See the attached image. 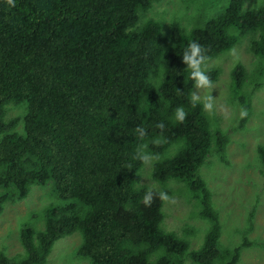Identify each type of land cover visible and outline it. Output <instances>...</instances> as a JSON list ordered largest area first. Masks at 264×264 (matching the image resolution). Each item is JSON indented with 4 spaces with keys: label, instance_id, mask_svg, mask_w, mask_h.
<instances>
[{
    "label": "trees",
    "instance_id": "16d2710c",
    "mask_svg": "<svg viewBox=\"0 0 264 264\" xmlns=\"http://www.w3.org/2000/svg\"><path fill=\"white\" fill-rule=\"evenodd\" d=\"M155 1L0 0V214L34 183L52 182L57 198L77 201L49 207L44 229L21 231L24 258L1 251L0 264H44L56 241L77 230V254L91 264H185L187 257L237 264L251 244L220 245V217L198 171L213 150L226 160L228 137L213 131L192 92L220 73L199 67L245 32L257 33L250 50L264 56V5L246 11V0H229L204 25L186 32L175 22L165 37L160 21L139 24ZM232 78L243 84V65ZM11 102L27 106L22 132L19 117L6 119ZM181 140L176 154L154 163L152 177L184 182L210 221L192 251L162 227L164 194L138 185L147 155ZM258 152L264 165V146Z\"/></svg>",
    "mask_w": 264,
    "mask_h": 264
},
{
    "label": "rangeland",
    "instance_id": "374dc122",
    "mask_svg": "<svg viewBox=\"0 0 264 264\" xmlns=\"http://www.w3.org/2000/svg\"><path fill=\"white\" fill-rule=\"evenodd\" d=\"M229 0H158L149 10L140 13L139 24L154 18L162 23V33L170 36L173 23L184 31L204 25L210 18L220 15ZM264 0H246L244 10L256 11ZM239 33L240 28H231ZM257 33L245 32L238 43L222 54L209 59L200 70L218 68V78L211 84L199 79L192 95L201 101L212 123L213 131L222 130L228 137L225 147L226 160L213 150L199 168L212 192V204L222 225L220 245L235 248L244 239L250 245L242 248L237 264H264V165L258 152L264 146V56L255 55L250 44ZM237 64L244 66L246 78L236 86L232 71ZM246 105L249 116L243 120ZM6 119L19 117L16 130L23 131L26 104L7 105ZM184 145L177 141L161 155H147L140 170L139 186H149L164 194L162 227L177 233L189 242V251L200 248L211 226L210 221L199 215L200 206L187 185L179 180L155 181L152 177L156 161L173 156ZM214 145V144H213ZM76 200L57 198L52 182L32 184L27 197L7 201L0 214V252L17 259L26 251L21 242V231L26 227L42 230L46 211L51 206H63ZM83 234L80 230L56 241L44 264H91L89 259L78 256ZM185 264H193L187 257Z\"/></svg>",
    "mask_w": 264,
    "mask_h": 264
}]
</instances>
